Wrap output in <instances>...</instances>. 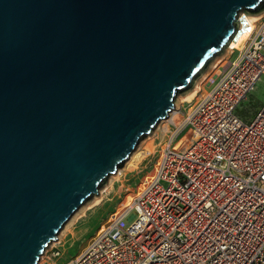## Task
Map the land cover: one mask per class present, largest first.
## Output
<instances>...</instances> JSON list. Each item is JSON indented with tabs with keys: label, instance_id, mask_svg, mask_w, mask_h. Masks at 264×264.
Returning <instances> with one entry per match:
<instances>
[{
	"label": "water",
	"instance_id": "obj_1",
	"mask_svg": "<svg viewBox=\"0 0 264 264\" xmlns=\"http://www.w3.org/2000/svg\"><path fill=\"white\" fill-rule=\"evenodd\" d=\"M242 10L264 0H0V264L38 263Z\"/></svg>",
	"mask_w": 264,
	"mask_h": 264
},
{
	"label": "built area",
	"instance_id": "obj_2",
	"mask_svg": "<svg viewBox=\"0 0 264 264\" xmlns=\"http://www.w3.org/2000/svg\"><path fill=\"white\" fill-rule=\"evenodd\" d=\"M249 14L237 17V33L250 34L235 58L169 111L173 129L130 199L59 264H264V101L239 112L264 75V15Z\"/></svg>",
	"mask_w": 264,
	"mask_h": 264
},
{
	"label": "rangeland",
	"instance_id": "obj_3",
	"mask_svg": "<svg viewBox=\"0 0 264 264\" xmlns=\"http://www.w3.org/2000/svg\"><path fill=\"white\" fill-rule=\"evenodd\" d=\"M258 13L263 14L264 10ZM229 44L230 42L228 45ZM228 45L224 48L223 52L216 55L209 62L191 87L176 95L175 100L178 105H182L183 102L188 101L184 100L182 96L190 92L195 87V84L199 83L200 88L198 89L199 92H197L192 99H197L200 94L210 87L212 79L223 69L228 57L232 54L229 53L228 50L235 45L232 44L230 47H228ZM236 54L237 52H233L231 58H235ZM263 101L264 75L258 80L250 94L243 99L239 106V112L247 119L254 114V110ZM159 123L153 129L152 134L149 133L145 135L139 141L137 147L132 152L134 153L132 160L128 162L127 159L123 165L118 168V173L109 175L107 180L99 187L98 193L93 194L77 209L59 232V240L53 241L50 244L47 251L40 258L38 264H59L63 260L76 254L85 246L89 238L106 219L108 214L119 208L127 199H130L141 179L150 172L152 164L158 154L157 149L160 145L159 140L167 134V132L162 130V126L166 124V122ZM188 133L189 131H186L178 138L175 147L180 146ZM93 196H97L99 203L94 204L97 198L95 199ZM52 247L61 249L63 252L61 258L57 259L51 256V252L53 251Z\"/></svg>",
	"mask_w": 264,
	"mask_h": 264
},
{
	"label": "bare ground",
	"instance_id": "obj_4",
	"mask_svg": "<svg viewBox=\"0 0 264 264\" xmlns=\"http://www.w3.org/2000/svg\"><path fill=\"white\" fill-rule=\"evenodd\" d=\"M241 15V14H240ZM264 15V13L262 14V13H256V14H249V16L247 15V17H246V20H247V22L249 23H252V22H254V21H257V20H259L260 18H262V16ZM249 34L250 33H248V32H245V33H243L242 31H240V32H238L237 33V31L235 32V34H234V36H236V38H234V37H232L231 38V40H230V44L228 45V47H230L232 44H234L235 46L233 47H231L230 48V50H228L229 51V53H232L233 52V49L232 48H236V47H241V44H243L244 42H245V40L247 39V37L249 36ZM226 45V46H227ZM225 46V47H226ZM224 47V48H225ZM215 57V56H214ZM219 59V58H218ZM228 59H229V57H228ZM214 61V60H213ZM216 61V60H215ZM216 75V74H215ZM203 79V78H202ZM200 88V86H199V83H197V84H195V87L190 91V92H187V94H185L184 96H182L183 97V99L184 100H191L194 96H195V94L197 93V92H199L198 91V89ZM176 98V97H175ZM177 103H176V100H175V105H176ZM170 116H171V114H168V117L166 116L165 118H162V119H160L158 122H157V124L159 123V124H161V122H166V124H164L163 126H162V130L164 131V132H167V134L166 135H168L171 131H172V129H173V125H172V123H171V120H170ZM162 120V121H161ZM156 124V125H157ZM156 125H155V127H156ZM154 127V128H155ZM151 134L153 133V130L150 132ZM190 133V132H189ZM188 133V135L185 137V139L181 142V144L189 137V134ZM166 135L163 137V138H161L159 141H162V140H164L165 138H166ZM180 144V145H181ZM176 145V144H175ZM175 147V146H174ZM134 155V153H131V155L128 157V162L129 161H131L132 160V158L134 157L133 156ZM119 168V167H118ZM119 171H118V169L116 170V172L115 173H118ZM113 174V173H112ZM111 175V174H110ZM109 177V176H108ZM93 198H97V196H93ZM97 203H99V200H98V198L95 200V202H94V204H97ZM59 237V236H58ZM57 240H59V238H57ZM52 243V242H51ZM50 243V244H51ZM50 244H49V246H50ZM48 246V247H49ZM47 247V248H48ZM47 248L45 249V251L43 252V254L46 252V250H47ZM42 254V255H43ZM42 255H41V257H42ZM40 257V258H41ZM40 260V259H39ZM38 263H39V261H38ZM37 263V264H38Z\"/></svg>",
	"mask_w": 264,
	"mask_h": 264
},
{
	"label": "trees",
	"instance_id": "obj_5",
	"mask_svg": "<svg viewBox=\"0 0 264 264\" xmlns=\"http://www.w3.org/2000/svg\"><path fill=\"white\" fill-rule=\"evenodd\" d=\"M253 12H257L256 10H254Z\"/></svg>",
	"mask_w": 264,
	"mask_h": 264
},
{
	"label": "crops",
	"instance_id": "obj_6",
	"mask_svg": "<svg viewBox=\"0 0 264 264\" xmlns=\"http://www.w3.org/2000/svg\"><path fill=\"white\" fill-rule=\"evenodd\" d=\"M64 261V260H63Z\"/></svg>",
	"mask_w": 264,
	"mask_h": 264
}]
</instances>
